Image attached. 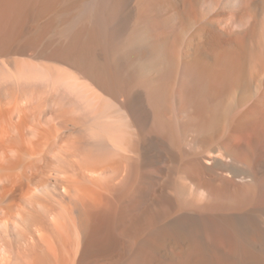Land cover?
Here are the masks:
<instances>
[{
	"label": "bare ground",
	"instance_id": "obj_1",
	"mask_svg": "<svg viewBox=\"0 0 264 264\" xmlns=\"http://www.w3.org/2000/svg\"><path fill=\"white\" fill-rule=\"evenodd\" d=\"M0 264H264V0H0Z\"/></svg>",
	"mask_w": 264,
	"mask_h": 264
}]
</instances>
